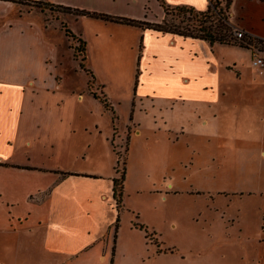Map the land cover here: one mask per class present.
<instances>
[{
  "label": "rangeland",
  "instance_id": "374dc122",
  "mask_svg": "<svg viewBox=\"0 0 264 264\" xmlns=\"http://www.w3.org/2000/svg\"><path fill=\"white\" fill-rule=\"evenodd\" d=\"M148 1L146 13L139 5L115 15L161 23L160 2ZM226 2L220 0L223 6ZM190 3L201 5L200 0ZM30 7L25 8L44 12L46 25L73 31L76 39L68 37L65 47L76 50L63 48L69 53L64 66L70 75L68 85L87 87L104 100L88 72L92 71L118 118L114 122V116L87 100L72 130L76 153L61 154L46 165L59 168L62 173L56 175L69 177L51 195L54 213L57 204L70 219L62 229L69 254L77 243L92 248L81 250L69 264H264V77L251 61L253 47L264 58L261 45L234 37L229 46L247 50L230 48L220 53L226 62L236 61L244 75L240 79L235 72L221 69L220 86L227 94L211 109L200 110L203 116L206 112L215 116L205 130L194 124L190 108L186 119L192 126L178 110H161L157 96L143 97L142 104L135 98L139 49L145 47L142 28L99 18L79 19L48 0ZM183 17V24L173 17L168 21L184 28L189 15ZM78 35L87 42L84 62ZM57 36L63 40L64 32L57 29ZM201 58L205 57L201 54ZM151 62L140 64L144 75L146 70L154 71ZM136 129L141 133L135 134ZM41 188L35 185L28 192L36 194ZM46 196L45 190L40 197ZM116 203L121 205L119 213ZM22 209L18 205L17 214ZM2 240L11 243L10 236ZM14 241L18 243V235ZM14 256L17 261L26 258Z\"/></svg>",
  "mask_w": 264,
  "mask_h": 264
},
{
  "label": "crops",
  "instance_id": "0c3cea01",
  "mask_svg": "<svg viewBox=\"0 0 264 264\" xmlns=\"http://www.w3.org/2000/svg\"><path fill=\"white\" fill-rule=\"evenodd\" d=\"M48 1L58 6L114 16L120 13L119 10L128 12L139 5L146 13V3H150L148 0ZM166 2L197 12H205L210 4L209 0H200L201 5L190 3V0ZM124 15L120 17H133ZM231 23L235 29L264 40V1L233 0ZM57 29L64 32L63 40L58 38ZM143 32L145 47L140 64L149 66L148 62L152 61L154 71L148 73L146 70V75L140 71L135 98L142 104L143 97L157 96L162 102L161 110L165 113L168 108L171 113L178 110L183 120L192 126L186 119L187 108H190L196 119L194 124L207 130L215 116L210 117L207 112L203 116L200 110L211 109L213 103L227 94L220 86L221 69L235 72L240 79L244 75L236 61L226 62L220 53L230 48L247 49L221 44L211 47L202 40L152 30ZM68 40L59 25L55 28L46 25L44 12L0 0V264H69L78 258L81 250H92L91 246L77 243L69 254L62 229L70 219L59 212L57 204V213H54L51 199L54 190L69 177L56 175L59 168L46 165L61 154L66 156L75 152L72 130L77 126L80 110L87 100L97 103L100 112L112 117L113 113L106 110L87 87L68 85L70 75L64 66L69 56L67 51H72L68 46L67 51L63 49H67ZM94 79L99 95L113 107L99 78L94 75ZM113 110L116 114L114 107ZM95 129L98 130V126ZM134 133L138 135L141 131L136 129ZM33 176L35 183L31 182ZM34 184L42 187L36 194L28 192L33 190ZM45 190L47 196L40 197ZM21 202L25 204L21 205ZM61 204L63 206L64 202ZM18 205L24 207L21 214H17ZM13 235H18V243ZM9 236L11 243L4 244L2 239ZM18 253L21 257L26 255L24 261H17L14 255ZM100 259L105 260V257Z\"/></svg>",
  "mask_w": 264,
  "mask_h": 264
},
{
  "label": "trees",
  "instance_id": "16d2710c",
  "mask_svg": "<svg viewBox=\"0 0 264 264\" xmlns=\"http://www.w3.org/2000/svg\"><path fill=\"white\" fill-rule=\"evenodd\" d=\"M3 1H10L23 7L32 6L30 8H34L36 5L39 4V2L32 0H3ZM157 1L160 2L164 13V19L161 23H152L148 21H141V20L111 16L106 14L93 13V12H88L84 10L73 9L58 5L57 7L60 11L65 12L67 14H73L76 18H81V17L99 18L106 21L115 22L121 25L142 28L143 30H152L162 34H170V35L180 36L183 38L202 40L207 42L211 47H213L216 44H221V45L233 44V40L235 37L233 34L235 28L231 23V6L233 0H227L224 6L222 5V3H220V0H216L215 2L209 0L210 4L205 12H197L193 8L185 7V6L173 7L169 5L166 2V0H157ZM183 15H189V18H187L188 19L187 26L184 28L179 25H173L170 23V21H168L169 18L173 17V19L176 18L178 21H180V24H183L184 22H182L180 19V17H183ZM65 34L67 37L71 39L72 38L76 39V35L73 33V31H71L66 27H65ZM239 41L243 43L248 42V44L250 45L252 44L255 46L261 45V48L264 50V40L258 39L256 37H252L251 35H247L246 33H245V37L243 39H240ZM78 42L80 44L78 51L83 52L84 54L82 62L87 61V56H86L87 42L83 39H78ZM235 42L236 44H238L237 41ZM238 45L242 46V44H238ZM70 49L76 50V48L72 46H70ZM139 50H140L139 52L140 56L138 61L136 86L138 84V80L140 76V60H141V53L143 51L142 46L140 47ZM82 66L83 63L81 64V67ZM88 72L91 73L92 77L94 78L93 72L92 71L91 72L88 71ZM92 94L94 95L95 98L101 100L106 110L112 111L114 116L113 120L115 122L118 118L113 110V107H111L107 99L102 100L101 98L98 97L97 94L95 93ZM122 180H124V175L122 177ZM113 191H114V199H116L118 196V181H115V186ZM116 209L117 212L119 213L121 210L120 203H116ZM119 222H120V218L118 214L116 219L117 227L119 226ZM135 226L139 227V225L136 224Z\"/></svg>",
  "mask_w": 264,
  "mask_h": 264
},
{
  "label": "built area",
  "instance_id": "2783aa9c",
  "mask_svg": "<svg viewBox=\"0 0 264 264\" xmlns=\"http://www.w3.org/2000/svg\"><path fill=\"white\" fill-rule=\"evenodd\" d=\"M233 34L236 37V39H238V40L243 39L245 37V33L241 30L235 29L233 31ZM261 54L262 53L259 49L254 48V47L251 49L252 65L256 70L261 71V73L264 77V58L262 57Z\"/></svg>",
  "mask_w": 264,
  "mask_h": 264
}]
</instances>
